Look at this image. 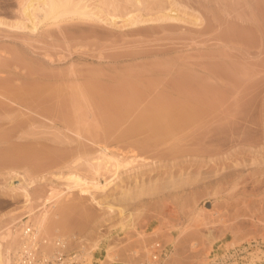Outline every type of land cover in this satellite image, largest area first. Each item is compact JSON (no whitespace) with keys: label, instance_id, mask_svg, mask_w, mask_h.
Wrapping results in <instances>:
<instances>
[{"label":"rangeland","instance_id":"obj_1","mask_svg":"<svg viewBox=\"0 0 264 264\" xmlns=\"http://www.w3.org/2000/svg\"><path fill=\"white\" fill-rule=\"evenodd\" d=\"M20 1L0 0V89L22 91L16 103L0 101V236L16 221H36H19L29 213L25 197L9 193L25 186V174L42 197L67 191L58 224L44 234L75 235L66 239L84 247L82 264H100L106 250L134 264L147 256L143 240L167 246L166 264H264V0H178L200 12L201 25L63 16L35 30L9 26ZM127 1L116 3L137 7ZM151 3L144 7L156 14ZM86 138L138 155L110 187L133 214L123 230L117 210L58 177L75 168L93 176L85 158L97 147Z\"/></svg>","mask_w":264,"mask_h":264},{"label":"bare ground","instance_id":"obj_2","mask_svg":"<svg viewBox=\"0 0 264 264\" xmlns=\"http://www.w3.org/2000/svg\"><path fill=\"white\" fill-rule=\"evenodd\" d=\"M98 1L100 3L95 2L96 4L94 3V5L90 6L85 0H22V1H20L21 7H22V10H21L22 14L19 17H17L15 20H13L12 23H10V22H8V23H10L9 26L12 25L15 27L30 28L31 30H35L39 24L49 22V21H52V22L60 21V20H62L61 18L63 16L77 17V19L78 18L79 19L85 18L89 22H92L90 20L95 19V18H97L99 20L103 19L102 21L105 22V24L109 23L108 25H112V26L120 25V27L131 26L132 28L133 27L136 28L137 26H141V25H143V27H144V25H146V26L147 25L149 26L150 24L155 25L156 23H157L156 25H158V24H160V22H170V24H171V22H173V23H176V22H186L187 23L188 22V23H192L195 25H201L202 20H203V17L198 10L192 11V8H190V11H192V12H189L188 11L189 7H187V5L182 4L178 0H168V3H169L168 6H167V4H165V6H167V7H162V6H164V3H163L164 1H159V2L163 3V5H162V3L160 4L162 6H159V4L157 5L156 0H154L155 2L153 0H151L152 3H154V6L157 7V10L155 9L156 14H149L152 11L154 12V9H151L149 7H146V8L144 7V6L148 5L150 3V1H148L149 3L146 4L147 0H134L133 2L136 3L137 7L134 10H129L132 8H129L130 6H128L127 8H129L128 9L129 11L125 7L126 8V11H125L124 5H123L124 10H123V9H121L122 4L119 5V3H121V2L116 3L117 0H115V2H112L114 4H111V5H113L111 8L113 10L115 3H116V6L118 4L119 7L115 6L117 8V9L116 8L115 9L117 10L118 13H119L118 9H120L121 11L123 10L122 13H124V14H122L120 12L119 15H118V13L115 14L114 10H113V12L110 11L111 8H109L107 10L105 4L103 6H101V4H103L104 2H107L106 4H108V2L110 0L109 1L108 0H104V1L98 0ZM128 1L126 3H128ZM131 1L132 0H130L129 2H131ZM166 2H167V0H166ZM122 3L126 4L125 2H122ZM152 3H151V5H153ZM129 4L132 5V3H129ZM151 5H149V6L152 7ZM126 6H127V4H126ZM103 7H105L106 9H104ZM109 7H110V5H109ZM143 7L146 9V11L149 8L147 13H145L146 11H144L145 9ZM119 18H121V20ZM77 19H75V20L78 21L79 19L78 20ZM118 19L122 22L118 23ZM70 20H73V19L71 18ZM96 20L92 22L93 25L97 24ZM81 21L84 22L85 20H81ZM5 23L7 24V22L5 20L3 21L2 19H0V24H5ZM168 24L169 23H167V25ZM160 25L164 26V25H166V23L160 24ZM4 85L5 84H3L2 87ZM6 86H5V89H0V101H1V103L2 104L4 103L3 100H9L10 103H16L14 100V95L16 97L17 91H18V94L21 93L22 91L19 92L20 90L13 89L15 87H11V89H13L12 90L13 92H12L9 90L10 88L6 90ZM8 87H10V85ZM34 91H36V90H34ZM36 92H33V93L36 94ZM13 93H15V94H13ZM24 93H26L25 97H27L28 93H30V90L27 92H24ZM24 93H22V94H24ZM33 93L31 91V94H33ZM17 96L21 97L20 95H17ZM23 96L24 95H22V98H23ZM25 97H24V99H25ZM26 103H27V101H26ZM28 104H29V102H28ZM5 105H7V104L4 103L2 106H5ZM6 107H10V105L6 106ZM164 115L166 116V114H164ZM165 116L163 118H165ZM168 118H170V117H168ZM135 127H136V124H135ZM132 128H131V133L134 131V130H132ZM76 133L80 137H83V134L81 132L77 131ZM86 139L89 141V143H91L97 147L96 151L93 155H91L88 158H85L87 164L89 165L90 169L93 172V176H91V175L88 176V175L82 174L80 171L76 170V168H75L73 170L62 172L58 177L65 179L68 191H71L73 189H78L80 194H82L84 196H89L91 198L92 202L97 204L100 208H103L105 210L107 209L108 212L117 210L120 218H119V220L115 221L116 222V224H115L116 229L117 230H123L124 228L132 225L131 222H132L133 214L130 213L129 217H127V214L125 216V207L122 206L123 205L121 203L122 200L120 201L121 205L118 204L119 201L118 202L116 201L117 200L116 196L115 195H114L115 197L112 196L113 192L111 193V190L112 191H114V190L111 189L110 187L115 184L116 178L121 179L120 172L123 169H128L129 167L133 166L131 163L133 161H135L136 159H138V157H137L138 155L133 154V156H128L125 154L126 155L125 156L124 154H122V152L121 153L115 152L113 149H111L105 143L96 141V140L91 139V138H86ZM75 161L76 160H74V162ZM130 164H131V166H129ZM23 177L25 179V186L20 188V189L13 187L11 189V191L9 192L10 195H16L18 193H22V195L25 197V201L22 204V207L24 208V210L27 209V211H29V213L26 214L24 217H22L19 221H22L23 218H25L27 216L34 215V217L36 218V221H33L35 226L42 233H48V232H50L49 228H48L49 225H51L52 223H53V225L58 224L57 219L59 220V217L63 212L62 207L59 204V201H60L61 197L63 195H65V193L67 191L51 190V192H49V194H47V196L45 195V197H42V194L37 193L35 190L31 189V188H33V186H35V182L37 179L36 178L33 179L31 177L28 178L25 174ZM102 177L105 180L104 182L102 180ZM108 190H110V191H108ZM123 192H124V189H123ZM121 193H122V191H121ZM123 194L125 195V193H123ZM123 194H121V196ZM35 197H39V198L41 197L42 198V199L40 198V200H42V206H39V207L33 206L34 201H35V199H34ZM124 198H126V197H123V200H124ZM119 199H120V197H119ZM121 199H122V197H121ZM21 210H22V208H21ZM19 211H20V209H19ZM16 212H17V210H16ZM16 212H14V213H16ZM195 214L197 217V212ZM28 221H31V220L27 219V222ZM24 222H26V221H24ZM130 223H131V225H129ZM12 224H13V222H12ZM17 224H18V221H16L14 223V225L16 226L14 228H16V229H13L12 225H9L8 227L11 226L12 229L11 228L7 229V232L1 234V236H0V238H1L0 239V264L8 263L9 260L11 259V257L13 256V254L17 250V247H18L19 241H20L19 226H21L20 225L21 223H19L18 225ZM174 226H175V224H174ZM53 227H55V226H53ZM51 228H52V225H51ZM182 229L183 228H181V230ZM184 230L186 232L187 228H184ZM184 230H183V232H184ZM59 231L60 230L58 229V227L55 228V232H56L55 235H58V236L63 237V238H69V239L71 237H73V238L75 237V235L70 236V237L67 235H63V233H60ZM18 234H19V238H18ZM50 236H52V235L50 234ZM210 236H211V233H209V234L207 233L206 237L210 238ZM2 239L5 240L7 243L6 247H5ZM176 239H178V238L174 237V240H176ZM209 240L211 241V239H209ZM146 241L143 240L142 245H143L145 252L148 255L150 252V247H151L152 243L148 244ZM14 243H15V246H14ZM194 243H197V241H194ZM94 245H96V244H94ZM82 249H84V247ZM134 252H137V251H135V249H134ZM85 253H87V252H85ZM104 258H106V259H104ZM104 258H103L104 260L98 259L101 262L100 264H103L105 261H109V262L111 261V264H119V262H120L119 261L120 259L118 260L117 254L110 253L107 250H106V256H104ZM91 262H92V260H91Z\"/></svg>","mask_w":264,"mask_h":264},{"label":"built area","instance_id":"obj_3","mask_svg":"<svg viewBox=\"0 0 264 264\" xmlns=\"http://www.w3.org/2000/svg\"><path fill=\"white\" fill-rule=\"evenodd\" d=\"M169 249L159 240L153 241L146 258L134 264H166ZM85 250L72 248L70 241L58 235L48 236L28 221L20 229L16 252L6 264H82Z\"/></svg>","mask_w":264,"mask_h":264}]
</instances>
